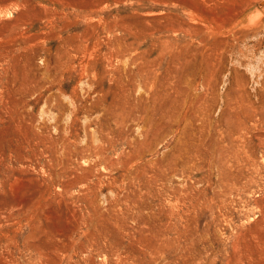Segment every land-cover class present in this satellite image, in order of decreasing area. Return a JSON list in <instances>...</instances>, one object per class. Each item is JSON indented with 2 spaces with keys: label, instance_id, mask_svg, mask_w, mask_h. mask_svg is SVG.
<instances>
[{
  "label": "rangeland",
  "instance_id": "rangeland-1",
  "mask_svg": "<svg viewBox=\"0 0 264 264\" xmlns=\"http://www.w3.org/2000/svg\"><path fill=\"white\" fill-rule=\"evenodd\" d=\"M0 264H264V0H0Z\"/></svg>",
  "mask_w": 264,
  "mask_h": 264
},
{
  "label": "bare ground",
  "instance_id": "bare-ground-1",
  "mask_svg": "<svg viewBox=\"0 0 264 264\" xmlns=\"http://www.w3.org/2000/svg\"><path fill=\"white\" fill-rule=\"evenodd\" d=\"M196 1H197V0H196ZM191 2H192V1H191ZM192 4H193V3H192ZM192 4H191V5H192ZM180 6H181V5H180ZM184 7H185V6H184ZM187 7H188V5H187ZM191 8H192V6H191ZM195 9H196V8H195ZM191 10H194V9L192 8ZM195 11H197V10H194V12H195ZM202 11H203V10H202ZM192 12H193V11H192ZM207 12H209V11H207ZM251 18H252V17H251Z\"/></svg>",
  "mask_w": 264,
  "mask_h": 264
}]
</instances>
